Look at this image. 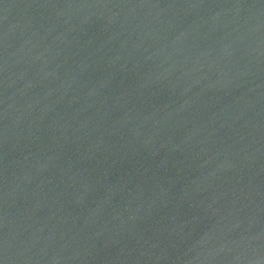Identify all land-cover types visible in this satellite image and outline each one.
<instances>
[{
	"label": "water",
	"instance_id": "water-1",
	"mask_svg": "<svg viewBox=\"0 0 264 264\" xmlns=\"http://www.w3.org/2000/svg\"><path fill=\"white\" fill-rule=\"evenodd\" d=\"M0 264H264V0H0Z\"/></svg>",
	"mask_w": 264,
	"mask_h": 264
}]
</instances>
